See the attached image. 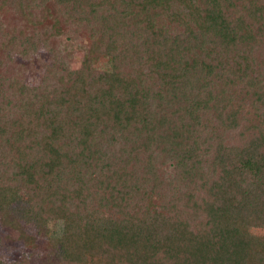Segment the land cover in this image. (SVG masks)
Returning <instances> with one entry per match:
<instances>
[{
    "label": "trees",
    "instance_id": "trees-1",
    "mask_svg": "<svg viewBox=\"0 0 264 264\" xmlns=\"http://www.w3.org/2000/svg\"><path fill=\"white\" fill-rule=\"evenodd\" d=\"M0 49L48 52L0 70V209L62 220L45 264H264V0H0Z\"/></svg>",
    "mask_w": 264,
    "mask_h": 264
},
{
    "label": "rangeland",
    "instance_id": "rangeland-1",
    "mask_svg": "<svg viewBox=\"0 0 264 264\" xmlns=\"http://www.w3.org/2000/svg\"><path fill=\"white\" fill-rule=\"evenodd\" d=\"M43 19V25L49 27V31H45L50 37V44L58 49L62 55L68 60L70 66H77L81 59L88 57L90 52L89 38L91 31L89 28L82 29L73 25L67 18L48 10ZM5 52L0 49V70L7 69L13 71L21 63H24L25 75L27 82L34 83L42 72V62L47 60V50H40L34 55L33 60L27 61L19 57H15L13 62H9L5 56ZM106 63L100 59V62ZM166 169L171 170V165L166 164ZM8 199L4 202L6 208ZM0 209V258L5 261H12L18 258L22 253L30 252V261L32 264H45V256L48 249V240L50 238L59 237L62 232L63 222L59 218H47L38 223H19L17 229L14 225L8 223V210L4 207ZM15 227V228H16ZM251 231L258 235H264V228L254 226ZM49 264H55L50 261Z\"/></svg>",
    "mask_w": 264,
    "mask_h": 264
}]
</instances>
